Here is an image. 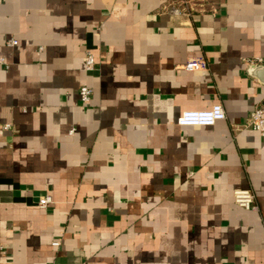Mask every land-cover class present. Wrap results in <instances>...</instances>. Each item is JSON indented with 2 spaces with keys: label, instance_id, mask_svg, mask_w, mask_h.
I'll use <instances>...</instances> for the list:
<instances>
[{
  "label": "crops",
  "instance_id": "1",
  "mask_svg": "<svg viewBox=\"0 0 264 264\" xmlns=\"http://www.w3.org/2000/svg\"><path fill=\"white\" fill-rule=\"evenodd\" d=\"M174 1L0 0V264H264V0Z\"/></svg>",
  "mask_w": 264,
  "mask_h": 264
},
{
  "label": "built area",
  "instance_id": "2",
  "mask_svg": "<svg viewBox=\"0 0 264 264\" xmlns=\"http://www.w3.org/2000/svg\"><path fill=\"white\" fill-rule=\"evenodd\" d=\"M167 14L176 17H186L187 7L185 6V0H175L164 7ZM6 47H13L16 45V41L13 39L7 40L5 42ZM2 60L0 59V62ZM247 65H262L264 61L261 58H253L245 62ZM83 70L87 73H92L95 71V60L92 54L86 52L82 60ZM205 64L200 59L187 60L184 64L180 66L183 71H199L203 70ZM78 101L81 106H87L90 97L92 95L91 88L87 86H81L77 92ZM225 118L224 111L221 105L214 104L210 108L202 111H184L176 118V124L178 126H201L210 127L215 124V122L223 120ZM248 126L256 132L259 136L264 138V104L253 107L248 115ZM8 126H3V130H6ZM232 201L235 206L243 210H256L254 205V199L252 193L247 189H238L232 192ZM50 204V198L48 196L40 197L37 201V208L44 209ZM52 246H57V242H53Z\"/></svg>",
  "mask_w": 264,
  "mask_h": 264
},
{
  "label": "water",
  "instance_id": "3",
  "mask_svg": "<svg viewBox=\"0 0 264 264\" xmlns=\"http://www.w3.org/2000/svg\"><path fill=\"white\" fill-rule=\"evenodd\" d=\"M248 70L251 75L264 78V65H255V66L252 65V66H249ZM263 83H264V80H263Z\"/></svg>",
  "mask_w": 264,
  "mask_h": 264
}]
</instances>
